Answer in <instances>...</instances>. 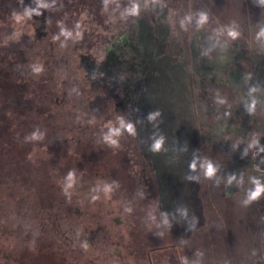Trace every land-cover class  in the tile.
I'll use <instances>...</instances> for the list:
<instances>
[{
    "label": "rangeland",
    "instance_id": "1",
    "mask_svg": "<svg viewBox=\"0 0 264 264\" xmlns=\"http://www.w3.org/2000/svg\"><path fill=\"white\" fill-rule=\"evenodd\" d=\"M0 85V264H264V0H0Z\"/></svg>",
    "mask_w": 264,
    "mask_h": 264
},
{
    "label": "trees",
    "instance_id": "2",
    "mask_svg": "<svg viewBox=\"0 0 264 264\" xmlns=\"http://www.w3.org/2000/svg\"><path fill=\"white\" fill-rule=\"evenodd\" d=\"M1 86V91L0 92H5V90H3V86L4 85H0ZM6 99H7V97H6ZM10 102V104H12V106L14 107V105H13V102L12 101H9ZM9 106V103L7 104L6 103V106ZM36 110V107H32V108H29V110ZM11 111H13V113H15V112H18V110H16L15 108H12V109H10ZM18 133L19 132H17V131H13V132H11V133H9L7 136H10L11 135V138L9 139V140H11V141H16L17 139H18ZM1 166H2V168H6V165H5V163H1ZM9 172H8V174L10 175V176H13V175H15V177H18V176H20L21 178H23V180H25V178H26V176H29L30 174H25V172L24 171H20L19 169H18V167H17V164H16V166L14 167V168H8L7 169ZM36 171H38V170H36ZM31 177H28V179L29 180H31L30 179Z\"/></svg>",
    "mask_w": 264,
    "mask_h": 264
},
{
    "label": "clouds",
    "instance_id": "3",
    "mask_svg": "<svg viewBox=\"0 0 264 264\" xmlns=\"http://www.w3.org/2000/svg\"><path fill=\"white\" fill-rule=\"evenodd\" d=\"M159 147H160V144H157L156 145L157 150L159 149ZM209 171L211 173L212 169L210 168ZM260 193H264V189H260L258 194H260Z\"/></svg>",
    "mask_w": 264,
    "mask_h": 264
}]
</instances>
